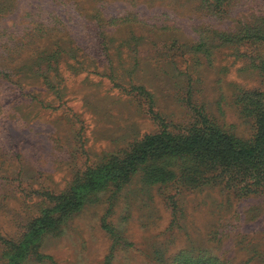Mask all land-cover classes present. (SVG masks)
Segmentation results:
<instances>
[{
    "label": "rangeland",
    "instance_id": "rangeland-1",
    "mask_svg": "<svg viewBox=\"0 0 264 264\" xmlns=\"http://www.w3.org/2000/svg\"><path fill=\"white\" fill-rule=\"evenodd\" d=\"M263 108L264 0H0V264H264L263 174L155 152L55 208L148 135L248 144Z\"/></svg>",
    "mask_w": 264,
    "mask_h": 264
},
{
    "label": "trees",
    "instance_id": "trees-1",
    "mask_svg": "<svg viewBox=\"0 0 264 264\" xmlns=\"http://www.w3.org/2000/svg\"><path fill=\"white\" fill-rule=\"evenodd\" d=\"M155 152L195 158L205 166H217L223 171L232 167L241 178L264 175V108L260 110L254 138L248 144L212 126L202 127L189 135L167 132L148 135L125 159L103 165L86 175L72 192L59 198L55 208L63 215L77 210L86 192L99 186L102 181L126 178ZM56 225L57 220L44 214L33 221L31 234L55 228Z\"/></svg>",
    "mask_w": 264,
    "mask_h": 264
}]
</instances>
